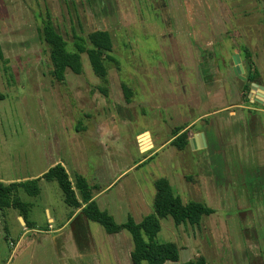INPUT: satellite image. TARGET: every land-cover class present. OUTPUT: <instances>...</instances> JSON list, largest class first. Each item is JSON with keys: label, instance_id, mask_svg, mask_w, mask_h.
<instances>
[{"label": "rangeland", "instance_id": "374dc122", "mask_svg": "<svg viewBox=\"0 0 264 264\" xmlns=\"http://www.w3.org/2000/svg\"><path fill=\"white\" fill-rule=\"evenodd\" d=\"M263 10L264 0H0V41L7 60L0 64V178L14 182L36 177L61 159L74 180L77 170L72 166L73 155L91 183L99 174L100 184L106 185L119 174L106 169V150L100 143H92L93 139L102 137L116 146L122 163L119 170L125 171L143 158L138 135L149 131L155 143L154 159L120 178L110 196L134 193L135 186L140 185L153 203L154 182L166 178L184 203L201 202L216 210L199 227H181L177 233L171 218L161 221L159 243L179 242L183 246L187 242V248L180 250V261L167 264H183L197 255L207 258L208 264H261L253 258L259 255L264 259V175L256 169L245 170V175L230 169L232 189L237 197H244L241 203L248 207V218L243 219L246 213H241L234 202L225 203L227 207L220 205L219 193H225V184L211 164L209 151L197 156L187 153L184 160V154L167 142L179 125L173 97L178 93L181 74L177 63L171 61L173 56L189 66L188 99L199 108L193 109L192 119L222 105L248 103V92H239L243 81L234 77L232 70L221 81L220 74L214 77L219 84L216 87L223 86L222 81L230 84L229 92H239L240 100L230 94L227 101H219L215 96L221 89L210 88L213 100L208 101L207 87L197 85L194 72L198 62L212 54L222 72L233 67L234 56L244 57L241 34L245 33L249 44L250 28L264 23ZM48 15L70 51L75 49L76 37L87 38L96 31L110 33L115 61L107 63V84L95 75L86 54L82 55V75L69 71L64 82L54 80L51 49L40 35ZM242 60L247 74L248 64ZM123 85L132 90L130 104ZM140 142L143 151L152 148L148 135ZM192 169L195 174L189 173ZM40 186V197L24 195L23 200L34 203L32 217L38 228L46 229V208L59 216L71 209L64 204L58 183L42 181ZM211 193L213 205L208 199ZM16 215L12 209L0 211V264H58L50 242L33 246L32 239L26 237L17 244L21 228ZM93 226L105 232L100 225ZM246 228L255 231V242L251 234L244 236ZM124 233L133 248L131 235ZM248 251L251 261L245 263L242 254Z\"/></svg>", "mask_w": 264, "mask_h": 264}, {"label": "crops", "instance_id": "0c3cea01", "mask_svg": "<svg viewBox=\"0 0 264 264\" xmlns=\"http://www.w3.org/2000/svg\"><path fill=\"white\" fill-rule=\"evenodd\" d=\"M263 14H264V10H263ZM255 28L256 29L250 28L249 30L250 32L248 38L249 44L245 40L246 39L244 36L245 33L243 34V36L241 34V38H243V44H244V46L242 47L246 46L252 55V61L254 67L253 71L257 72L258 74V81L256 83L260 84L261 86H264V23L261 25L260 24L257 25ZM212 46L213 43L210 44V46L208 47H212ZM214 58L215 55L212 54L206 58L207 59L206 61L204 58V61L198 62L196 68L197 70L195 69L196 71L194 72V77L197 80L196 81L197 85L201 88L207 87L208 101H210L211 100L210 98L213 97L210 88L215 90V88H218L216 87V85H219L218 81L216 82L214 77L220 74L222 78L221 77L218 78L221 81V79L223 80V78L229 77L230 70H232L233 72V67H234L233 66L226 69L224 73L220 70V68H218V66L215 65ZM171 61L177 63L178 70L181 74L180 77L181 83L178 85L179 86L178 93L173 97L174 117L179 124L177 125L176 129L183 128L184 130L182 133L187 132L189 134V145L184 150H179L177 147L176 149L179 151L180 155L184 154V158H185L184 160L187 159V157H185L187 153L188 154L191 153L193 156H197V154L199 153H202L204 151H209L210 155L212 156L211 164L214 165L215 171L220 172V179L222 180L221 183L225 184L224 186L225 193L224 194L219 193L218 200H220L221 202L220 205L225 206L226 205L225 203H229L231 201L234 202L235 206L238 207L241 213L242 212L246 213L242 217L244 219L245 216L247 217L246 210L248 209V207L247 204L241 203V199L242 201H244L243 200L244 197L240 195L241 198L240 199L239 197H237L238 195H236V191L232 189L233 188L232 184L234 179H231L230 175L232 173L230 171L234 169L237 171L236 173H238L239 175H245L246 174L245 170H250L252 172L253 169H256L258 174L262 173L264 175V106L258 104L251 97V94H255L254 92H252L251 88L249 92L245 91L244 89L245 82L239 80L243 84V88L239 92H241L243 95L244 92H248V96H247L248 103L243 104L236 102L232 104H227L225 106L222 105V107L220 108L213 109L212 111H206L204 114L202 113L197 119H192L193 118L192 115L194 112L193 109H195L196 111L199 108L198 107L195 108L193 103L190 102L188 99V92H187L188 80L191 79L187 75V70L189 66L187 64V61H182V59L177 56L175 57L173 56ZM215 71H217L216 72L217 74L215 73ZM220 83L223 85V86L220 85L218 88L221 89L220 90L221 96L217 94V96H215V99L218 100L219 98L220 99L219 101L221 100L227 101V97L231 94L233 95V97L234 95H237L238 100H240L239 98H241L242 95L239 92L237 94L229 92L231 91L230 89H228L229 88L228 86H230V84L225 85L223 81ZM201 134H204L205 136V141H206L205 143L203 142L201 137L197 138V136L198 135L200 136ZM144 135L149 136V142L150 145L152 146V148L148 151H143L140 142V138ZM178 136L173 137L172 134L167 144L172 146L173 145L172 143L175 141V139ZM194 137H196V143H194V145H191L190 140H192ZM92 143L101 144V147H103L107 153L108 162H107V166L105 165L106 169L110 172H112L113 169H115V171H117L119 175L118 177H116L114 181L106 185H101L100 184L101 177L99 176V174H96L94 178V183H91V181L88 180V173L86 170H84L83 165L79 164L78 160L75 159L76 157L72 155L73 157L72 166L77 170L75 178L77 176L82 177L88 182V184L93 188L94 200L96 201L100 210L110 214V216L114 218L117 224L123 225L127 223L130 217H132L136 223H141L145 217L153 214L154 209L152 210L153 208L152 201L148 200L145 190L141 188L140 185L135 186L134 193L131 192L129 193V191L128 192L123 191L122 197L120 198L115 196L111 197L110 194L114 189L113 186L115 185V183H117L119 179L122 178L125 174H127L131 170L138 168L139 165L145 164L146 161H151L154 159L153 154L155 153L153 151L155 149V143L152 134L149 131H145L140 135H138L140 154L142 155L143 158L139 163H137L133 167L131 168L126 167L125 171L119 170L122 163L119 160V156H117L118 148H116V146H114L112 143L108 144L110 142L102 137H95ZM187 149H189L190 151H187ZM114 150L116 152H114ZM120 155L122 158L123 157L122 151L120 152ZM213 157H215V160H218V162H216L213 159ZM189 158L190 157L188 156V159ZM56 165H62L65 168L66 172L70 177V181L74 184L75 179L73 180L68 165L66 164L65 161L61 159L54 161L52 165L49 167V169L42 171L36 177L25 178L22 181L17 180L14 182L10 179L0 178V182L6 185H10L13 183L41 179L51 168L55 167ZM198 166L201 167V163H199ZM188 168H190V165L187 166V170ZM189 173L195 174L193 169ZM227 176L230 177L228 178ZM42 181L45 180L41 179V182ZM155 182L153 184L154 186H155ZM216 182H218V180ZM41 187L42 186H40V188ZM155 193L153 195L154 196L153 202L156 195ZM233 194H235V196ZM24 195L26 194L24 193L21 194L22 200ZM40 195L38 197H40ZM212 195L213 193H211L208 196V199L209 202L213 205L214 198ZM63 202L65 204L64 195H63ZM25 203H28L31 206L27 220L28 225L24 222L23 218L20 217L19 213L17 212L16 220L21 228V235L17 244H21L26 237H30L32 239L30 245L33 246H38V245L44 246L45 243L50 242L55 251L58 264H112L113 262H115L116 264H132L131 252L133 248L131 246V241L129 237L124 232L116 235H109L106 233V231L102 232L99 228L93 226L94 224L89 222L87 218L84 216L82 212L84 207L78 210H72V209L70 211L68 210L62 216H59L56 212L53 215L51 213V210L49 208H46L45 213L48 216L49 225L46 229H41L37 227L36 222L32 217V212L35 207L34 203L32 202H25ZM207 206L210 207L209 205ZM210 208L213 209L212 207ZM214 211L215 213L209 217H213L216 214V210ZM21 220H23V222ZM182 227L189 228V226L188 227L182 226ZM180 228L181 227L179 228L177 227V229H175L176 230L175 233H177L178 229ZM247 233L252 235L253 237L252 240L255 242L254 240L256 235L255 231L253 232L251 231V228H246L244 236H246ZM186 236L187 234L185 235V237ZM184 241H186V238ZM177 246L179 247L180 250L182 249L184 250L185 248H187L186 247L187 242L183 246L182 245L180 246L178 242ZM255 247L258 248L257 245ZM250 254H251L250 251L244 252L242 254L244 261L242 260V257L241 260L245 263L247 260L251 261ZM196 258H198V255L195 257L193 256L190 261ZM253 260H255L256 263L259 262L261 264H264V259H262L259 255L254 256ZM250 264H253L252 261L250 262Z\"/></svg>", "mask_w": 264, "mask_h": 264}, {"label": "trees", "instance_id": "16d2710c", "mask_svg": "<svg viewBox=\"0 0 264 264\" xmlns=\"http://www.w3.org/2000/svg\"><path fill=\"white\" fill-rule=\"evenodd\" d=\"M43 41L50 47L51 75L57 82H64L66 75L71 73L80 76L83 73L82 55L88 56L90 65L95 75L104 83H108V62L115 61L114 46L111 35L106 31H96L87 38L76 37L74 50L70 51L64 36L56 29L52 18L43 21L40 30ZM244 61L248 64L245 91L250 90L251 85L258 81L257 72L253 71L252 55L246 47L241 48ZM7 63L4 49L0 41V64ZM123 93L128 104L132 100V90L123 85ZM103 91V90H102ZM105 93V91H103ZM183 128L173 131V137L178 136L172 143L179 150H184L189 145V134L183 132ZM182 133V134H181ZM47 182L58 183L64 195L65 204L72 210L82 209L83 214L91 223L100 225L107 234L116 235L128 232L133 241L131 252L132 264H166L180 261V249L175 243H159L158 235L162 230L161 221L171 218L176 227H199L204 217L215 213L213 209L198 202L184 203L177 196L170 182L161 178L155 182L156 195L153 202L154 213L145 217L141 223H136L130 217L127 223L119 225L107 212L101 211L94 200L93 188L82 177H76L75 183L62 165L51 168L43 178ZM41 179L6 185L0 182V211L15 210L27 224L30 204L25 203L21 194L29 197H38L41 194ZM28 225V224H27ZM184 264H208L205 257L200 256Z\"/></svg>", "mask_w": 264, "mask_h": 264}, {"label": "water", "instance_id": "95a60500", "mask_svg": "<svg viewBox=\"0 0 264 264\" xmlns=\"http://www.w3.org/2000/svg\"><path fill=\"white\" fill-rule=\"evenodd\" d=\"M234 61V67H233V72L234 75L239 78L241 81L246 82V71L241 59V56L239 54H237L236 56H234L233 58ZM252 92H254L255 94H251V97L260 105L264 106V86H261L258 83H253L251 86ZM145 136V135H144ZM198 137H201V139L203 140V142L205 143V136L204 134H201L200 136L198 135ZM194 143H196V137H194L192 140H190V144L194 145ZM23 222V220H21Z\"/></svg>", "mask_w": 264, "mask_h": 264}]
</instances>
